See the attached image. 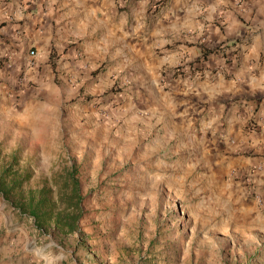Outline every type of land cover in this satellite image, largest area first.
I'll return each mask as SVG.
<instances>
[{
	"label": "rangeland",
	"instance_id": "rangeland-1",
	"mask_svg": "<svg viewBox=\"0 0 264 264\" xmlns=\"http://www.w3.org/2000/svg\"><path fill=\"white\" fill-rule=\"evenodd\" d=\"M176 65L161 70V87L172 86L163 75ZM90 68L87 89L99 67ZM104 84L66 102H0V169L16 157L19 172L31 173L21 197L47 186L59 198L75 170L85 209L76 233L57 237L17 207L19 194L0 192V264H264V161L245 166L228 146L233 137L183 130L167 116L133 122L129 76Z\"/></svg>",
	"mask_w": 264,
	"mask_h": 264
},
{
	"label": "crops",
	"instance_id": "crops-1",
	"mask_svg": "<svg viewBox=\"0 0 264 264\" xmlns=\"http://www.w3.org/2000/svg\"><path fill=\"white\" fill-rule=\"evenodd\" d=\"M154 1L0 0V102H14L3 84L16 81L34 48L31 83L19 102H66L79 87L101 93L103 82L111 86L126 75L131 121L167 116L183 130L233 137L228 146L243 154L244 164L264 161V126L258 132L244 128L254 117L264 125V0H165L153 10ZM243 34L238 58L209 55L206 64L223 71L215 80L177 78L168 89L159 85L161 70L184 53L186 60L199 58L202 46L231 47ZM80 66L99 67L88 89L90 73ZM257 180L264 183V167Z\"/></svg>",
	"mask_w": 264,
	"mask_h": 264
},
{
	"label": "trees",
	"instance_id": "trees-1",
	"mask_svg": "<svg viewBox=\"0 0 264 264\" xmlns=\"http://www.w3.org/2000/svg\"><path fill=\"white\" fill-rule=\"evenodd\" d=\"M165 0H158V8ZM158 8L156 10H158ZM234 41L233 43H235ZM221 43L214 48L201 47L200 61H208L212 53L220 54ZM227 46L231 44H226ZM228 59L227 61H230ZM17 159L14 157V163L4 166L0 169V192L8 198L12 194H19L18 208L23 212H28L35 219V225L41 231L47 232L53 230V234L59 237L61 234H75L80 228V222L85 215L83 194L80 180L76 176L75 170L70 171L63 179V184L59 188L60 200L56 198L54 189L44 186L40 189L30 190L25 194L24 184L30 180L31 173H20L17 165ZM63 208H60V206Z\"/></svg>",
	"mask_w": 264,
	"mask_h": 264
},
{
	"label": "built area",
	"instance_id": "built-area-1",
	"mask_svg": "<svg viewBox=\"0 0 264 264\" xmlns=\"http://www.w3.org/2000/svg\"><path fill=\"white\" fill-rule=\"evenodd\" d=\"M158 1V0H157ZM157 1L154 3L153 10H156L158 8ZM242 39V40H239ZM238 41L233 43V45L227 46L226 44L221 45L220 54L221 56L227 61L228 59H235L239 57L240 52L242 51V48L246 45L244 42L245 35H241V38H239ZM36 56L37 51L34 48H31L29 51V57L27 59V65L24 71H22L21 75L18 76L15 83H6L4 84V88L7 94H10L13 97H18L19 94L24 91L25 87L30 82L29 74L26 71L27 68L33 67L36 64ZM222 73V69L219 67H216L215 69H211L207 64L206 61H200V60H181L174 68L170 69L167 72H164L163 80L166 81V83L171 84L172 80L175 78H186L188 81H191L195 77H201L202 75L206 76H216L218 74ZM26 90V89H25ZM258 101V100H257ZM259 103H262V100H260ZM260 105V104H259ZM262 106V105H261ZM264 107V104H263ZM101 114L103 116H109L110 112L107 109L101 110ZM257 118H250L248 121L249 127L251 128H259L262 125L259 123V121L256 120ZM258 123V124H257ZM257 199L261 203V205L264 204L263 198L257 194Z\"/></svg>",
	"mask_w": 264,
	"mask_h": 264
}]
</instances>
